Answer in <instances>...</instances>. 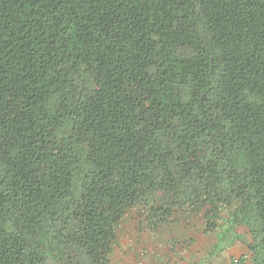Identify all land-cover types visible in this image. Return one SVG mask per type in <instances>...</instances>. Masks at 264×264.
<instances>
[{"label": "trees", "instance_id": "1", "mask_svg": "<svg viewBox=\"0 0 264 264\" xmlns=\"http://www.w3.org/2000/svg\"><path fill=\"white\" fill-rule=\"evenodd\" d=\"M137 206L264 264V0H0V264H109Z\"/></svg>", "mask_w": 264, "mask_h": 264}, {"label": "rangeland", "instance_id": "2", "mask_svg": "<svg viewBox=\"0 0 264 264\" xmlns=\"http://www.w3.org/2000/svg\"><path fill=\"white\" fill-rule=\"evenodd\" d=\"M228 220H229V212L226 211L223 213L222 220L218 222L217 229L214 232H211L210 235H207L205 232L207 228V222L204 219L203 213L197 216H191L187 212L180 211L176 213L171 223L167 224L166 227H163L164 230L163 233L165 237L173 236L174 237L173 239H175L173 241H177V242L179 239L184 237L182 241L175 244L176 246L174 250H176V252H178L180 255L182 254L184 256L185 253H187L186 255H188L189 257V264H194V260L191 259L192 255H194V252H196L198 255L202 254V264H208V263L212 264V260H210V256H209L210 254L209 251L213 250V246L215 245L217 240H219L220 237L225 236L226 231L228 229ZM191 225L192 227L190 228ZM121 226H122L121 227L122 230L120 228L119 231L120 238L118 244L121 252L122 251L126 252L124 255L128 261L131 258L135 259V256H138V254L137 255L135 254V252L137 253V251L139 250V247L137 246L138 243L136 242L137 239L145 241V243H143L142 245L146 249V250L143 249L144 251H146L144 252V254H147L148 245L151 244L154 240L159 239L157 233L153 235L152 232L154 231L148 228L147 213L144 210V208L141 206H137L134 209H132L123 220ZM172 226L173 229L175 226L178 227L177 228L178 230L177 231L173 230ZM174 231H176L175 234ZM237 233L240 234L242 240L244 241L250 240L248 231L246 229L244 228L239 229L237 230ZM226 240L227 241L223 243L226 246V249L227 247L231 248V250L235 255L238 253L241 256L242 251L240 249L239 251L235 249L233 250L232 248H235L234 247L235 244L232 245L229 244V242H231L234 239H230V236L227 235ZM165 242L166 241H164V243ZM162 250L164 251V253L166 252L167 249L165 248V244L163 245ZM116 256L119 257L120 255L116 253ZM140 259L141 262H143V264H145L144 262H147L146 260L144 261V259L142 258ZM140 259H138L136 263L140 264ZM169 259L172 264H178L177 262L176 263L173 262L174 257ZM217 263L218 262L215 261V264ZM166 264H170V263L168 262Z\"/></svg>", "mask_w": 264, "mask_h": 264}, {"label": "crops", "instance_id": "3", "mask_svg": "<svg viewBox=\"0 0 264 264\" xmlns=\"http://www.w3.org/2000/svg\"><path fill=\"white\" fill-rule=\"evenodd\" d=\"M192 225L190 226V228L192 227ZM166 226L167 225L162 226L159 229H157L156 231L152 232L153 235L157 233V236L159 237V239L154 240L151 244L148 245L147 254H144V252H146V251L143 250V249H145V247L142 246L143 243H145V241L137 239L136 242L138 243L137 246L139 247V250L137 251V253L135 252V254L136 255L138 254V256L140 255L139 257L144 259V261L146 260L149 264H166L168 262L170 264H172L170 262V259H169L172 257H174V261H173L174 263L177 262L178 264H189V257H188V255H186L187 253H185V256H184L182 254L180 255L178 252H176V250H174L175 246H176L175 244L182 241L184 239V237L179 239L178 242L173 241V240H175V239H173L174 238L173 236L165 237V235L163 233L164 232L163 227H166ZM121 227L122 226H120V228ZM120 228H119V231H120ZM177 228L178 227L175 226L173 229V226H172L173 230L177 231L178 230ZM121 230H122V228H121ZM119 231H118V240L116 241V243L113 247V250L109 255V264H128V263L139 264V263H136L137 260L140 259L138 256H135V259L131 258L128 261L124 255L126 252H124V251L121 252V250L119 249V244H118L119 238H120V232ZM176 231H174V234ZM205 232L207 235H210L211 232H214V231H208L206 228ZM221 238L222 237H220L219 239H221ZM230 239H234L231 242H229L230 245L235 244V246H234L235 248H232V249L239 251V249H240L238 247L239 241L237 239H235V236H233V238L230 237ZM164 241H166V242L164 243ZM218 241L219 240H217V242L213 246V250L209 251L210 252L209 256H210V260H212V264H215V261L218 262L217 264H234V260L238 259L240 257V255L238 253L235 255L233 253V251L231 250V248H228V247H227V249H224L221 253L215 254V247H216V244L218 243ZM226 241L227 240H225L224 242H226ZM164 244H165V248L167 249L165 253L162 250V247ZM116 253H118L120 256L117 257ZM192 257H191V259L194 260V264H202V254L198 255L196 252H194V255H192ZM147 262H144V263L148 264ZM140 264H143V262H141V259H140Z\"/></svg>", "mask_w": 264, "mask_h": 264}]
</instances>
